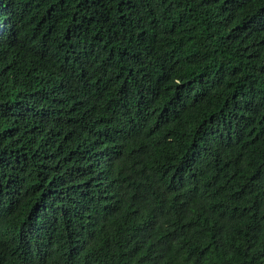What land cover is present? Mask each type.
I'll return each instance as SVG.
<instances>
[{"label": "trees", "instance_id": "1", "mask_svg": "<svg viewBox=\"0 0 264 264\" xmlns=\"http://www.w3.org/2000/svg\"><path fill=\"white\" fill-rule=\"evenodd\" d=\"M0 264H264V0H0Z\"/></svg>", "mask_w": 264, "mask_h": 264}]
</instances>
